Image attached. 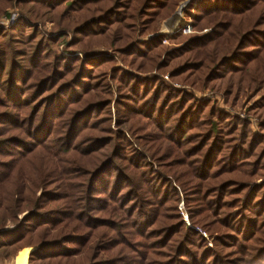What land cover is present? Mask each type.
<instances>
[{"label": "trees", "instance_id": "trees-1", "mask_svg": "<svg viewBox=\"0 0 264 264\" xmlns=\"http://www.w3.org/2000/svg\"><path fill=\"white\" fill-rule=\"evenodd\" d=\"M181 1L0 0L22 15L0 29V260L264 264V137L136 74L264 88V0L198 1L192 29L211 32L165 55L139 40Z\"/></svg>", "mask_w": 264, "mask_h": 264}, {"label": "rangeland", "instance_id": "rangeland-1", "mask_svg": "<svg viewBox=\"0 0 264 264\" xmlns=\"http://www.w3.org/2000/svg\"><path fill=\"white\" fill-rule=\"evenodd\" d=\"M198 1L200 0L181 1L171 16L163 20L162 22H160L156 34H152L154 36L156 35L163 36L161 44L164 47H166L164 55L173 50H177L183 47V45L185 44V41L183 40L189 38V37H181L182 42L179 41V43L178 42L171 43L168 40V38L178 33H173L172 35H168L166 34V31H168L171 28V25L173 24V22L174 23L177 22L178 18H185L186 20L187 19L191 20L194 17V8ZM185 2H188V5L185 7H182L185 4ZM21 16L22 15L17 5H14L8 8L5 14L0 16V29H7L13 26L16 23V21L19 18H21ZM33 25L37 26V28L41 32L47 34L48 36L55 37L58 34L57 33L58 30H54V26L52 23H49V22H46L43 24L34 23ZM211 30H212L211 28H203L201 30H195V31L193 30V33L189 36H193V37L194 36H204V35L209 34ZM152 35H149L144 38H140L139 40L143 41V40L150 39L149 37ZM70 39H71L70 34H66L60 39V44H59L60 51H64L66 43L69 42ZM165 39H167L166 44L163 43ZM97 50L100 52L106 51L104 47H98ZM108 55L114 57V54L112 51H109ZM116 64L118 66H122L119 61H117ZM136 74L141 77H148V78L159 77L168 87L172 88L173 90L184 92L185 94L190 95L199 101L208 103L211 107L216 108L217 111L222 114L242 120L248 125L249 131L252 134L264 137V114L257 113L254 110L255 103L264 96V88H257L254 92L247 91L244 94H239L238 96L235 94L228 96L226 89H217L215 87H212L211 84H205V83L197 84L193 86L181 80H173L171 78L169 71L160 72L158 71L157 68L153 69L152 71L148 73H139V74L136 73ZM263 182H264V175H263V179L261 178V179L256 180L254 184H261ZM178 208L180 211H182L183 220L185 221V223L189 224L187 215L184 211L183 204H180ZM10 227L11 226L9 225L8 228ZM195 230L200 231L199 229H195ZM204 237L206 238V235H204ZM26 249L31 252L34 250V247H30V248L27 247V248H24L23 250H26ZM30 252L28 253V256ZM18 254L19 252L16 254V256H12L10 259L0 260V264H12L13 263L12 261H14V259L17 257ZM27 262H28V259H27Z\"/></svg>", "mask_w": 264, "mask_h": 264}, {"label": "built area", "instance_id": "built-area-1", "mask_svg": "<svg viewBox=\"0 0 264 264\" xmlns=\"http://www.w3.org/2000/svg\"><path fill=\"white\" fill-rule=\"evenodd\" d=\"M173 33H180L183 36H189L193 33L191 20L185 18H178L177 22H173L171 28L166 31V34L172 35ZM164 44L167 43V39L163 41Z\"/></svg>", "mask_w": 264, "mask_h": 264}, {"label": "bare ground", "instance_id": "bare-ground-1", "mask_svg": "<svg viewBox=\"0 0 264 264\" xmlns=\"http://www.w3.org/2000/svg\"><path fill=\"white\" fill-rule=\"evenodd\" d=\"M29 252L30 251L27 249L19 252L17 257L14 259V261H12L13 262L12 264H28L27 259Z\"/></svg>", "mask_w": 264, "mask_h": 264}, {"label": "water", "instance_id": "water-1", "mask_svg": "<svg viewBox=\"0 0 264 264\" xmlns=\"http://www.w3.org/2000/svg\"><path fill=\"white\" fill-rule=\"evenodd\" d=\"M188 5V2H185V4L182 6V7H185V6H187ZM174 17V16H173ZM154 37V35H152V36H150L149 38H153Z\"/></svg>", "mask_w": 264, "mask_h": 264}]
</instances>
